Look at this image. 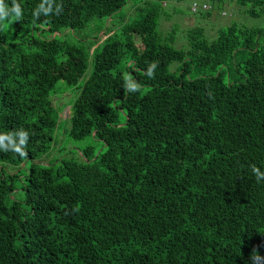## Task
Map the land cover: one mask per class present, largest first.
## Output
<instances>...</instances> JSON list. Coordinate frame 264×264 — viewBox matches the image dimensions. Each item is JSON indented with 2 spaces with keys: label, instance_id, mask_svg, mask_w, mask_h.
<instances>
[{
  "label": "trees",
  "instance_id": "16d2710c",
  "mask_svg": "<svg viewBox=\"0 0 264 264\" xmlns=\"http://www.w3.org/2000/svg\"><path fill=\"white\" fill-rule=\"evenodd\" d=\"M169 1L0 0V264H264V0Z\"/></svg>",
  "mask_w": 264,
  "mask_h": 264
},
{
  "label": "rangeland",
  "instance_id": "374dc122",
  "mask_svg": "<svg viewBox=\"0 0 264 264\" xmlns=\"http://www.w3.org/2000/svg\"><path fill=\"white\" fill-rule=\"evenodd\" d=\"M193 1H197V2H205L210 6H217L220 4L218 3V1L215 0H181V1H169L167 4V8L169 11L172 12V14L167 18V21L163 22L164 18L160 19V24H159V28L160 30H162L164 27H168V25H170V28H172L173 26H175L177 28V33L178 36L181 35L185 36V27L189 26L190 24H202L203 26H205V28L207 29V25L205 23H203V21H201V19L198 17V14L195 12H192L191 9L193 10L194 7L191 6ZM231 1V0H230ZM227 2V0H225V3ZM130 4V2H127L125 6L122 7L121 12H125L127 11V5ZM234 2H232L231 4L228 3V5H226L227 10H229V12L234 8ZM191 7V9H190ZM203 7H207V5H203ZM240 14L238 15V17L240 19H242V21L244 22L243 24L247 25V26H252V27H263L264 26V12L261 13L259 16L256 17H252V16H248V15H243V13L241 12V10H239ZM236 14H238V11H236ZM10 23H6L4 24L5 28H4V33H5V38L7 41L10 40H14V36L11 32V28H10ZM167 30V29H165ZM169 30V29H168ZM167 30V31H168ZM208 31H211L210 29H208ZM215 32L214 30L212 31L210 36H214ZM27 35H24V37L22 39H26ZM21 39V38H20ZM180 38H178V40H176L175 46L179 47V48H184L186 47V42L185 39L183 38V40H179ZM184 42V43H183ZM176 63H173L171 65L170 68H173V66ZM92 70V59H89L88 62V67H87V71L91 72ZM73 86H68L64 81H58L56 84V89L62 90L59 93L53 95L51 97V100L53 102V104L56 106L58 104H60L61 102H65L67 101V105L64 104V108L63 110L60 111V119L62 120H67L69 117L67 116L68 113L66 114V111L68 110V107L70 108L71 104L69 105V101H70V97H71V93L69 90H71ZM73 92H75V90L73 89ZM77 94V92H76ZM76 96V95H75ZM92 143V139L90 137H86L84 140H79V141H74L71 138H69L66 134H63V138H61L60 140H58V145L56 146L57 148L54 150V148H51V151H61L58 150V147L60 146H67V147H71V149L73 147H82L85 146L86 144H91ZM94 146H96L97 148H100V142L98 141H93ZM59 152H53L51 153L52 158H56L59 157ZM22 166L26 167V163H23ZM10 168V167H9Z\"/></svg>",
  "mask_w": 264,
  "mask_h": 264
},
{
  "label": "built area",
  "instance_id": "2783aa9c",
  "mask_svg": "<svg viewBox=\"0 0 264 264\" xmlns=\"http://www.w3.org/2000/svg\"><path fill=\"white\" fill-rule=\"evenodd\" d=\"M192 7H194V9H193V10H195V9H196V5H195V4H193V5H192Z\"/></svg>",
  "mask_w": 264,
  "mask_h": 264
}]
</instances>
